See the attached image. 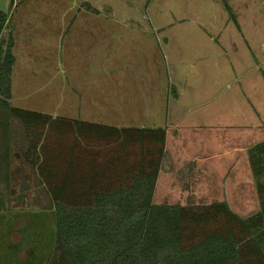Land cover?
I'll return each mask as SVG.
<instances>
[{
  "label": "rangeland",
  "instance_id": "1",
  "mask_svg": "<svg viewBox=\"0 0 264 264\" xmlns=\"http://www.w3.org/2000/svg\"><path fill=\"white\" fill-rule=\"evenodd\" d=\"M25 1L14 0L11 5L10 0H0V11L8 13V20L19 18L23 25L28 21L38 24L36 33L39 34H43L42 28L47 23L68 22L65 19L69 18L70 11L65 10L67 17H64L62 6L53 8L48 5L52 0H46L39 8H31ZM83 1H63V6L73 4L72 10H81L74 22L98 23L103 29L108 26L119 28L120 33L125 34L123 41L112 44L105 39L104 45L99 42L90 48L98 57H80L76 52L86 47L52 46L49 49L53 51H49L41 46L45 40L41 35H38L41 41L33 38L22 40L20 45H32L25 46L32 51L25 57L33 59V63L29 64L33 74L27 71L21 73L20 69L19 74L13 76L16 87L10 103L62 117L70 115L57 105L63 100L60 93L63 98V91L67 87L62 78L64 74L77 70L152 72L156 82L164 80L166 86L169 84L180 91L176 103L182 104V113L179 118L175 117L174 98H169L167 102L163 87L157 83L151 92L148 103L150 117L146 123H173L176 129L181 128L177 140H184L186 154L192 153L194 141H198L200 136L210 140L208 150L215 147L217 151H222L214 154L211 161L220 162L221 167L217 166V170H223L222 185L228 184V191L232 192L229 197L230 209L243 218L256 213L260 202L250 166L252 177L247 181L246 198L240 201L238 197L241 194L236 186L245 180L244 174L242 171L241 176L235 174L236 169L233 171L228 165V159L236 160L237 155L240 160L245 155L243 145L235 144L238 143L235 140L236 132H239L236 129L240 127H236V132L229 131L224 124L233 121L264 123V104L260 105L256 100L258 98L264 102V0H87L95 8H100L98 12H94V8L86 9ZM21 31L22 36L29 35L23 28ZM133 35L135 39L130 38ZM22 48H16L19 59L23 55ZM51 52L58 60L56 65H53ZM34 56H38L35 62ZM100 57L103 67H100L101 61H95ZM47 67L57 77L41 79L42 82L38 81L36 86L35 72H46ZM245 91L248 94L246 100ZM250 100L254 103H250ZM190 122L199 126L190 125ZM9 129L12 157L4 170L5 175L9 174V185L7 190H2L4 201L9 204H6L7 211L0 213V264H11L8 255L15 259V264H30L22 260L32 254L36 256H33L36 264H63V258L53 249L55 230L48 196L34 170L17 152L16 145L22 144V125L16 118L9 117ZM256 132L264 138V130ZM250 138L251 134L247 135L246 142ZM231 173L234 176L232 174L230 182ZM207 176L216 178L217 175L208 173ZM208 193L212 195L207 199L212 197L216 202L219 192Z\"/></svg>",
  "mask_w": 264,
  "mask_h": 264
},
{
  "label": "trees",
  "instance_id": "2",
  "mask_svg": "<svg viewBox=\"0 0 264 264\" xmlns=\"http://www.w3.org/2000/svg\"><path fill=\"white\" fill-rule=\"evenodd\" d=\"M7 23L8 13L0 11V213L9 204L2 190L9 185L4 170L12 157L13 117L22 125L17 152L48 196L53 249L63 264H264V140L248 149L260 202L256 213L243 218L225 201L154 203L166 130L13 106L15 58ZM33 256L22 261L36 264Z\"/></svg>",
  "mask_w": 264,
  "mask_h": 264
},
{
  "label": "crops",
  "instance_id": "3",
  "mask_svg": "<svg viewBox=\"0 0 264 264\" xmlns=\"http://www.w3.org/2000/svg\"><path fill=\"white\" fill-rule=\"evenodd\" d=\"M13 1L14 0H10L11 5ZM38 1L41 4H39ZM45 1L46 0H27L25 1V4L31 6V8L33 6L39 8V6ZM63 1L64 0L61 2L59 0H52V2L48 5L53 8L62 6L61 8H63L65 13L64 17H67V12L65 10H69V18L65 19L68 20V22L47 23L45 24V28H42L43 34L36 33L38 24H33L28 21L26 25H23L19 18H16L13 21H11V18L8 20L7 33L10 32L13 38L12 51L15 58L11 72V96L14 92V88L16 87V85L14 86L13 76L19 74L18 71L20 69L21 73H25L27 71L33 74V68L29 66V64L33 63V59L32 57H25L28 52H32L29 47L25 46L32 45L27 43H24V46L20 45L22 40H32L33 38V40L41 41L38 37V35H41V37L45 39L42 41L44 45L41 46L47 47L49 51H53L49 49V47L52 46H80L86 47L85 50L79 49L76 52V54L78 53L80 57H85L87 55L90 57H98L94 53V50L90 48H94V46L98 45L99 42H103L104 45L105 39L109 40L113 44L122 42L125 38V34L120 33L121 30L116 27L110 28L108 26V28L105 27L103 29L102 25L98 23L74 22L75 18L81 13V10H72L73 4H69L68 7H65L63 6ZM83 3H85L84 7H86V9L94 8V12H98L100 10V8H95L94 5L89 3L87 0L83 1ZM83 3L81 5H83ZM17 4H19V1ZM22 28L29 34L27 37L22 36ZM27 30L29 32H27ZM132 37L135 39L136 36H130V38ZM37 41H35L36 44ZM18 47H23L21 49L23 52L21 59L18 58V54L16 53V48ZM25 50H27V52L24 54ZM50 55L52 56L53 65H56V61H58L56 56L54 57L52 52ZM37 57L38 56H34V62L38 60ZM95 61H101L99 63L100 67H103L101 57ZM83 65L87 68V65ZM136 71H130L127 73L112 70L107 72H85L77 70L72 71L68 75L64 74L62 78L65 80V85L67 87L65 91H63V98L62 93H60V99L63 100L61 103H57V105L58 107L62 106V110L65 113L70 114L64 115L66 117L88 120L107 126L163 127L166 130L164 155L161 161V167L157 173L152 199L154 203H164L170 205L210 204L214 201L212 197H209L210 200L207 199L208 196L212 195L208 192L214 191L217 193L219 192V196H216L217 198L215 201H225L230 207L231 203L229 202V197L232 192L228 191V184L222 185L223 170H217V166L221 167L220 162L211 161L216 154H219V152L222 151H217L215 147H212L214 148L213 150H208V141L210 140H206V137L200 136V138H198L200 146L198 141H194V145L191 150L192 153L186 154L184 151V140H177V137L180 135L181 128L176 129V125L173 123L170 125L167 123H164L163 125L162 122L155 125L147 124L146 120L150 117L148 103L151 100L150 96L152 94L151 92L153 86L158 83L161 87H163V90L165 91L163 95L165 98L167 97V102L169 98H171V100L174 98L175 102L173 105V111L175 117L177 118H179L182 113V104L176 103L179 98L180 91L172 88L169 84L166 86L164 80L163 82H156V80L153 79L152 72L139 71L137 73ZM34 76L36 78V86L38 85V81L42 82L41 79L51 80L57 77L55 76V72H50L48 67L46 72L45 70H40V73L35 72ZM50 94H52V92ZM247 96L248 94L245 91V100L247 99ZM256 100L260 105L264 104V102L260 99L256 98ZM250 103H254V101L250 100ZM219 115H222V113H219ZM245 118H247V116H245ZM191 124L199 126L195 122H190V125ZM224 125L225 129L229 131H235L236 127H240L236 129L239 132L235 131V140H238V143L236 142L235 144L243 145L245 155L240 160L237 155L235 156L236 160L228 159V165H230L231 170L234 171L236 169L234 172L235 174H239V176H241V171L244 174L245 180H241L238 186H236L238 187L236 190H239L241 194L238 199L243 201L246 198L245 190L247 189L246 186L248 185V178L252 177L249 172L248 149L255 143L264 140V138H262L263 136L257 134L256 132L260 129L264 130V123L259 124L258 122L252 123L249 121H245V123H237L236 121H233L232 123ZM178 126L181 125L178 124ZM204 126L206 127V125ZM246 126H251V129L243 128ZM169 132L171 136H169ZM249 134H251V138L249 142H246V137ZM251 142H253L252 145L250 144ZM195 143L198 145L197 148L195 147ZM248 143L250 145H247ZM227 144L231 147V149L233 148V146L228 142ZM232 150H234V148ZM208 173L215 174L217 176L216 178H210L207 176ZM232 174L233 173L230 174L231 177ZM232 179L233 177L230 179V182Z\"/></svg>",
  "mask_w": 264,
  "mask_h": 264
}]
</instances>
